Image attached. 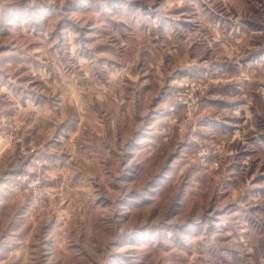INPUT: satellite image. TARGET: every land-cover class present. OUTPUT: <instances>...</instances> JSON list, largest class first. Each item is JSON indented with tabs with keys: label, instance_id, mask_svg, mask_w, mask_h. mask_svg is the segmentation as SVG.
<instances>
[{
	"label": "crops",
	"instance_id": "1",
	"mask_svg": "<svg viewBox=\"0 0 264 264\" xmlns=\"http://www.w3.org/2000/svg\"><path fill=\"white\" fill-rule=\"evenodd\" d=\"M117 4L108 0L107 6L90 7L93 13L109 15L108 21L102 28L93 25L91 38L74 45L51 41L39 68L35 61L18 57L5 63L14 65L15 75L0 69V93L29 137L43 147L45 183L62 206L84 173L92 178L86 183H106V188L123 176V189H130L131 181L125 180L133 159L140 160L141 167L149 158L168 154L171 160L164 170L169 174L182 151L195 153L196 141L228 146L243 142V126H254L260 115L256 103L259 86L264 87L261 12L236 8L233 20L206 7L168 13L131 2ZM196 18L216 32L209 35L217 50L207 52L205 42L192 38L191 22ZM72 57L77 66L73 72L66 68ZM8 79L22 81L9 87L4 82ZM185 79L209 81L211 87L195 114L196 126L180 135L169 106ZM251 140L263 143L264 135L259 132ZM12 147L4 150L3 159H15L18 150ZM11 182L0 180V190L13 187ZM244 187L230 182L221 186L226 198L220 202L219 233H211L198 248L196 242L191 246L194 251L209 250L213 264H264V229L258 234V228H264V198L247 197ZM230 195L234 198H227Z\"/></svg>",
	"mask_w": 264,
	"mask_h": 264
},
{
	"label": "rangeland",
	"instance_id": "2",
	"mask_svg": "<svg viewBox=\"0 0 264 264\" xmlns=\"http://www.w3.org/2000/svg\"><path fill=\"white\" fill-rule=\"evenodd\" d=\"M107 1L0 0L1 71L11 73L14 65L5 63L18 57L35 61L39 68L38 63L46 61L41 56L47 53V45L51 41H66L74 45L77 40L91 38L92 26L96 24L94 28H102L101 24L108 21L109 15L93 13L90 7L96 4L107 6ZM112 1H118V6L131 2L151 12H161L164 9V12L169 13L178 8L206 7L233 20L236 19L234 15L238 14L236 8L248 7L249 13L250 9L261 12L260 22L264 26V0ZM82 5L86 9L79 12V6ZM191 23L192 38L199 43L205 42L207 52L209 49L217 50L213 44V35L216 36V32L209 30L208 26L200 25L198 18L193 19ZM216 28L213 27L215 30ZM261 36L264 38V34ZM205 45L202 44L201 47L204 48ZM66 68L72 72L76 71L74 57L68 60ZM27 74L22 76L26 77ZM188 80L207 84L208 89L201 99V104L210 91V82L185 79L181 85ZM20 81L22 80H4L9 83V87ZM261 82L260 79L259 83ZM181 88L171 105L176 102ZM259 93L256 106L260 115L253 120L254 126H243V142L228 146L222 142L196 141V151L191 148L195 153L189 154L190 156L188 153L182 155L181 143L182 152L180 155L177 153L180 157L174 160V171L169 174H166L167 168L164 170L171 160L170 156L167 157L168 154H165L163 159L149 158L145 162L146 165L142 163L141 167L140 160L133 159L132 173L128 179L126 176L125 180L131 181V188L126 190L123 189V176H116L115 186L106 188V183H86L92 178H86L84 173L80 184L66 193L63 206L58 202L66 210V215L58 220L32 216L19 201L18 177L24 173L27 161L21 156L19 146L7 145L5 150L13 146L18 152L14 155V160L3 159L4 155L0 154V180L6 184L14 180L11 182L13 187L0 190V264H190L191 259L195 260V264H213V256L209 250L194 251L191 246L196 242L195 246L198 248L210 239L211 233H219L218 218L223 209L220 202L226 198L224 193L220 192L221 186L227 182L233 185L243 184V193L247 197L264 198V142L253 143L251 140L254 134L259 132L264 135L262 85L259 86ZM197 110L193 114L194 127ZM175 115L176 113H172L171 122ZM5 117L15 119L11 114L8 98L0 93V125ZM175 128L180 135L188 133L191 129L189 127L184 133H180L176 125ZM35 142L43 151V147ZM199 144L208 146L212 151L224 147L226 155L218 159L216 155L211 154L208 162L203 164L197 156ZM215 160L218 161V166L214 165ZM231 169L234 173H227ZM12 173L17 174L12 176ZM96 180L98 181V178ZM248 186L250 188L247 190ZM240 195L241 192L238 191V197ZM227 198L233 199L234 196ZM261 208L264 209V206ZM261 224L264 222L261 221ZM263 229L259 227L258 234ZM232 262L240 264L237 261Z\"/></svg>",
	"mask_w": 264,
	"mask_h": 264
},
{
	"label": "built area",
	"instance_id": "3",
	"mask_svg": "<svg viewBox=\"0 0 264 264\" xmlns=\"http://www.w3.org/2000/svg\"><path fill=\"white\" fill-rule=\"evenodd\" d=\"M181 87L176 102L169 107V111L176 113L172 122L175 123L180 133H184L189 127L194 128L193 114L208 86L202 82L188 80ZM0 140L4 143L0 154L4 152L7 145L19 146L21 156L27 161L24 173L18 177L20 189L17 198L25 205L28 213L43 219L63 218L66 210L58 204L55 200V193L45 183L46 164L41 147L35 140L29 139L28 133L12 117H5L1 120ZM211 154L220 159L226 155V149L222 147L212 151L208 146L199 144L197 156L201 163L206 164ZM214 165L218 166V161L215 160ZM195 263V260L191 259L190 264Z\"/></svg>",
	"mask_w": 264,
	"mask_h": 264
},
{
	"label": "bare ground",
	"instance_id": "4",
	"mask_svg": "<svg viewBox=\"0 0 264 264\" xmlns=\"http://www.w3.org/2000/svg\"><path fill=\"white\" fill-rule=\"evenodd\" d=\"M4 147V143H2L1 141H0V151H1V149Z\"/></svg>",
	"mask_w": 264,
	"mask_h": 264
}]
</instances>
